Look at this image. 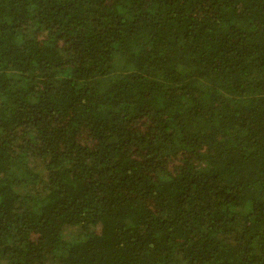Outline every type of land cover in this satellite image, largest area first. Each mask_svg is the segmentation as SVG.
<instances>
[{
    "label": "trees",
    "instance_id": "obj_1",
    "mask_svg": "<svg viewBox=\"0 0 264 264\" xmlns=\"http://www.w3.org/2000/svg\"><path fill=\"white\" fill-rule=\"evenodd\" d=\"M0 264H264V0H0Z\"/></svg>",
    "mask_w": 264,
    "mask_h": 264
}]
</instances>
